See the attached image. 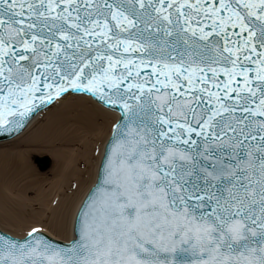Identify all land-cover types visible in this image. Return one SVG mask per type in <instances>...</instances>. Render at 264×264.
<instances>
[{
	"label": "snow or ice",
	"instance_id": "snow-or-ice-1",
	"mask_svg": "<svg viewBox=\"0 0 264 264\" xmlns=\"http://www.w3.org/2000/svg\"><path fill=\"white\" fill-rule=\"evenodd\" d=\"M77 95L119 113L78 237L0 264H264V0H0V135Z\"/></svg>",
	"mask_w": 264,
	"mask_h": 264
},
{
	"label": "bare ground",
	"instance_id": "bare-ground-1",
	"mask_svg": "<svg viewBox=\"0 0 264 264\" xmlns=\"http://www.w3.org/2000/svg\"><path fill=\"white\" fill-rule=\"evenodd\" d=\"M118 116L87 97L69 96L0 143V229L23 237L31 223L54 240L70 241ZM46 156L53 166L43 173L33 160Z\"/></svg>",
	"mask_w": 264,
	"mask_h": 264
},
{
	"label": "water",
	"instance_id": "water-1",
	"mask_svg": "<svg viewBox=\"0 0 264 264\" xmlns=\"http://www.w3.org/2000/svg\"><path fill=\"white\" fill-rule=\"evenodd\" d=\"M47 108V107H46ZM44 108V109H46ZM43 109V110H44ZM39 112V111H38ZM35 116V114L32 116V118ZM31 118V119H32ZM30 119V120H31ZM16 134H13L12 136H7V135H0V140H5V139H9L14 137ZM109 145V144H108ZM108 147V146H107ZM36 164L39 166L40 170L42 171H46L47 169H49L51 161L49 158L47 157H43V158H37L35 160ZM11 235V234H10ZM76 237H78V232L76 231ZM53 240V239H52ZM57 242V241H56ZM61 246H67L68 244H64V243H60L58 242Z\"/></svg>",
	"mask_w": 264,
	"mask_h": 264
},
{
	"label": "rangeland",
	"instance_id": "rangeland-1",
	"mask_svg": "<svg viewBox=\"0 0 264 264\" xmlns=\"http://www.w3.org/2000/svg\"><path fill=\"white\" fill-rule=\"evenodd\" d=\"M34 161V160H33ZM39 171V170H38ZM1 212V211H0ZM48 214V213H47ZM25 220H27V221H31V219H30V217H26L25 218ZM44 221L45 220H47L46 218L45 219H43ZM29 225H32L31 223L30 224H26V229H24V230H27L28 228H29Z\"/></svg>",
	"mask_w": 264,
	"mask_h": 264
}]
</instances>
